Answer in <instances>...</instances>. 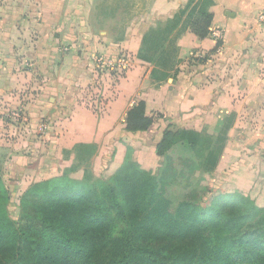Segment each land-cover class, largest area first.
<instances>
[{
    "label": "crops",
    "instance_id": "obj_1",
    "mask_svg": "<svg viewBox=\"0 0 264 264\" xmlns=\"http://www.w3.org/2000/svg\"><path fill=\"white\" fill-rule=\"evenodd\" d=\"M105 7L104 0H0L1 174L22 193L66 170L78 181L86 168L80 148L92 152L95 174L116 171L125 146L156 171L165 130L205 131L208 186L264 208V0H130L125 19L113 5L104 15ZM198 14L210 18L203 40L190 28ZM122 54L129 67L110 76L117 81L105 85L96 112L84 100L105 74L93 58ZM139 102L152 124L128 132L126 114ZM17 111L19 122L6 118Z\"/></svg>",
    "mask_w": 264,
    "mask_h": 264
},
{
    "label": "trees",
    "instance_id": "obj_2",
    "mask_svg": "<svg viewBox=\"0 0 264 264\" xmlns=\"http://www.w3.org/2000/svg\"><path fill=\"white\" fill-rule=\"evenodd\" d=\"M209 26L198 14L190 28L203 40ZM144 110L139 102L127 112L126 131L149 129ZM197 136L165 130L157 174L126 160L91 183L67 170L36 182L20 197L17 222L0 172V264H264V208L237 193L202 207L210 191L194 152ZM212 162L209 152L205 167Z\"/></svg>",
    "mask_w": 264,
    "mask_h": 264
},
{
    "label": "rangeland",
    "instance_id": "obj_3",
    "mask_svg": "<svg viewBox=\"0 0 264 264\" xmlns=\"http://www.w3.org/2000/svg\"><path fill=\"white\" fill-rule=\"evenodd\" d=\"M104 3L107 4V7H105V9L103 11L104 15H108V13L110 14V9L108 6H111V5L115 6L120 11V14L121 13L125 14L124 19L127 17L128 11L130 12V7H127L128 5H130V0H104ZM104 73L106 75L103 74L101 76L103 81H101L100 79H94L95 85L97 82H99L96 85L95 89H91L89 92H87V90H85L87 92L86 96H84V98H85L84 100H86L85 104H88L90 102L89 104L92 105L93 109L97 110L96 112H98L99 107L100 108L102 107V103L104 102V96L108 95V91L105 92L106 91L105 85H109V86L112 85L113 86L114 85L113 81L114 82L117 81V80L112 79L110 77V76H112V77L114 76L111 71L104 72ZM100 86H101V88H99ZM94 98L96 99V101L94 100ZM100 99L103 100L102 103H100V101H99ZM93 101L96 103H94ZM95 106L97 108H95ZM197 141L198 142H197V145L195 146L194 152H195V155H196L198 162L201 165V174L203 176L204 173L209 172L211 170L210 168L205 167V163H206L208 154L210 152L209 149H210V145L212 143V136L204 131L203 134L197 136ZM91 153L92 152H90V150L87 148H82V149L80 148L78 151H76V155L78 156L79 159L84 161L83 163L85 164L84 166L86 167L84 175H83V179L78 180V182H82V183L95 182V181L101 180L105 177H108L109 175H111L112 173L115 172V171L112 172L110 170H104L103 168H98V170L94 174L93 173L94 172L93 171L94 166H93V164L90 163ZM123 153H124L123 163L126 160H133L134 162L139 164V162L134 157V154H133V152L129 146H125V151ZM109 157H110V159H113L112 154ZM140 166L146 170L151 171L154 174H157V172L159 170V168H158L156 171H153V169H150V168L147 169V168L143 167L142 165H140ZM0 172H1V169H0ZM56 178H58V177H56ZM38 182H40V181H38ZM34 183H36V182H33L32 184H34ZM32 184H30V186ZM7 185H8V189H9V193H10V201H9L8 206H7L8 213H9L11 220H13L14 222H17L19 220V216H20V197L25 191L23 193L21 191L18 192V188H15L14 184L10 183L9 181H8ZM16 185L19 186V190H20L21 187H20V181L19 180H15V186ZM205 186L209 189L210 193L203 200L202 207L206 210H209V208L211 206L212 199L218 195L226 194V193H224V191H222L220 189L215 190L214 188L208 186L206 180H205ZM251 201L254 202V200H252V199H251ZM205 216H206L207 220L210 221L211 218H209L210 217L209 212H206Z\"/></svg>",
    "mask_w": 264,
    "mask_h": 264
},
{
    "label": "built area",
    "instance_id": "obj_4",
    "mask_svg": "<svg viewBox=\"0 0 264 264\" xmlns=\"http://www.w3.org/2000/svg\"><path fill=\"white\" fill-rule=\"evenodd\" d=\"M261 19H264V17H261ZM93 61L96 67L99 68L102 73L111 71L112 74L115 75V77H120L122 74H124L130 64V59L128 58V56L123 54L115 59L94 57ZM6 118H10V120L17 123L21 119V114L18 111L12 112L9 113Z\"/></svg>",
    "mask_w": 264,
    "mask_h": 264
}]
</instances>
